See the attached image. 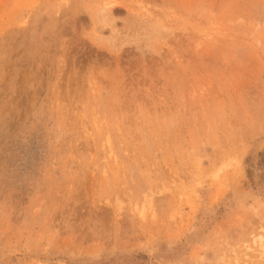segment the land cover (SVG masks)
<instances>
[{
	"label": "rangeland",
	"instance_id": "rangeland-1",
	"mask_svg": "<svg viewBox=\"0 0 264 264\" xmlns=\"http://www.w3.org/2000/svg\"><path fill=\"white\" fill-rule=\"evenodd\" d=\"M260 241L264 0H0V264H264Z\"/></svg>",
	"mask_w": 264,
	"mask_h": 264
},
{
	"label": "bare ground",
	"instance_id": "bare-ground-1",
	"mask_svg": "<svg viewBox=\"0 0 264 264\" xmlns=\"http://www.w3.org/2000/svg\"><path fill=\"white\" fill-rule=\"evenodd\" d=\"M144 209H142V210H144ZM144 214H145L144 211H142L141 216H144ZM256 240H257V238H256ZM260 248H262V252H263V256H264V242L263 241H260Z\"/></svg>",
	"mask_w": 264,
	"mask_h": 264
}]
</instances>
